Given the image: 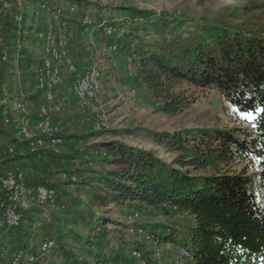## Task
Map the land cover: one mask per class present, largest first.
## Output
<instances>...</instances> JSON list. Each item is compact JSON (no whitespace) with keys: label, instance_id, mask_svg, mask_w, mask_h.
<instances>
[{"label":"trees","instance_id":"16d2710c","mask_svg":"<svg viewBox=\"0 0 264 264\" xmlns=\"http://www.w3.org/2000/svg\"><path fill=\"white\" fill-rule=\"evenodd\" d=\"M50 1L45 2L49 5ZM65 1L89 10L94 25L105 22L120 28L133 22L149 26L152 17L150 12L134 8ZM148 38H141L144 43L130 49L138 82L160 103L163 114L174 116L196 104L198 97L183 89L187 86L220 94L233 109L251 115L248 127L146 131L147 138L174 156L171 161L153 150L120 141L95 145L91 151L99 155L102 170L87 183L83 194L63 192L61 210L66 219L62 223L38 218L45 226L43 241H53L52 251L68 258L67 264H90L75 255V244L90 242L78 226L95 233L118 223L108 216L113 207L146 214L176 209L191 218L188 240L180 241L169 228L151 234L161 244L186 248L188 264H264V31L206 25L198 33L176 34L170 40ZM23 60L27 64L22 68L28 70L37 64L31 55ZM5 78L1 67L0 86ZM4 105H0L1 118ZM15 157H20L17 150ZM238 166L243 169H236ZM25 185L59 191L36 179H26ZM25 222L32 226L37 219L24 216L19 228L10 229L7 244L13 246L12 252L36 254L32 244L37 235L24 227ZM130 248L147 264H156L145 259L139 244Z\"/></svg>","mask_w":264,"mask_h":264},{"label":"rangeland","instance_id":"374dc122","mask_svg":"<svg viewBox=\"0 0 264 264\" xmlns=\"http://www.w3.org/2000/svg\"><path fill=\"white\" fill-rule=\"evenodd\" d=\"M7 1L14 6L9 12L0 14V68L6 73L5 82L0 86V105L5 104L0 117V151L16 145L17 153L31 154L29 149L27 151L21 146H27L25 143L31 145V141L24 140L18 134L23 123L37 120L38 106L43 102L34 92V73L39 68L37 66L43 51L37 37L39 33L50 28L55 33L63 30L72 64L79 73L89 65L95 66L100 89L98 101L81 105L74 90L75 77L68 74L65 67L61 68L63 82L60 96L64 108L54 121L55 135L61 142L44 139L43 143H38L39 152L34 156H25L24 170L16 166L26 176L23 197L16 203L21 215L20 226L24 216L26 220L28 215L36 217L37 222L32 226L24 223L25 228L37 235V242L32 244L36 254L12 252L13 246L7 244L12 228L7 224L1 226V214L4 212L0 208V264H11L14 253H22L25 259V255H33L36 259L28 264H67L68 258L62 254L54 251L42 254L41 247L51 240L43 241L41 235L45 226L39 223L38 218L45 216L54 224L66 219L61 210L64 205L61 204L64 202L63 192L83 194L87 183L92 182L102 170L99 155L91 151L95 145L120 141L153 150L162 159L171 161L174 156L147 138L146 131L176 133L185 129L248 127L249 116L233 109L220 94L187 86L183 89L198 97L196 104L174 116L163 114L159 110L160 103L152 99L145 86L137 80L138 69L130 47L133 49L134 44H143L141 38L145 36L149 37L147 41L153 42L170 40L176 34L198 33L206 25H230L245 31H264V0H90L102 5L151 13L149 26L125 22L120 27L124 35L120 40L108 38L98 27L99 24L94 25L95 17L89 10L65 0H51L49 5L46 0ZM111 45L117 47L113 53L109 52ZM29 55L37 62L32 70L22 68L27 64V60L23 59ZM5 117L7 122L4 121ZM97 123H105L106 126L102 132L94 133ZM14 153L16 155L15 147ZM236 169H243V166ZM26 179L45 181L58 187L55 202L44 208L35 205L25 207L26 200L35 192V189L26 188ZM108 216L118 223L107 225L104 230L95 233L88 228L77 227L90 239L83 245L75 244L78 259L90 264H142V256H134L135 251L130 248L139 244L143 247L145 259L160 260L162 264L190 262L189 256H180V245L161 244L151 234L155 230L166 231L169 228L180 241H187L191 226L187 213L169 209L167 212L146 214L127 207H113ZM131 229L136 232L131 233ZM19 264H27V260Z\"/></svg>","mask_w":264,"mask_h":264},{"label":"bare ground","instance_id":"6f19581e","mask_svg":"<svg viewBox=\"0 0 264 264\" xmlns=\"http://www.w3.org/2000/svg\"><path fill=\"white\" fill-rule=\"evenodd\" d=\"M22 0H18L21 2ZM98 27L108 37L116 40H120L124 35L119 26L105 25L100 23ZM53 28L48 31H44L37 35L40 46L42 48L41 58H39L38 70L34 73V88L35 91L42 95V103L39 108L37 120L26 121L21 125L19 129V136L26 141H31L30 133L33 135L45 136L44 139H51L54 142H61L60 138H56V130L54 126H48L50 120H53V112L55 110L56 115L63 112L64 102L61 99V88L63 82L62 67L67 69V73L75 77L74 90L77 95L78 101L81 105H91L93 102L98 101V92L100 89V81L98 77V69L95 66H87L81 73H79L76 67L72 64L67 49L66 37L63 34V30L59 33H55ZM117 50L115 45L109 47V52L113 53ZM131 58V57H130ZM135 58V57H134ZM132 60V59H131ZM36 67V68H37ZM36 70V69H35ZM70 71V72H69ZM89 80V84L85 83ZM42 86V87H41ZM1 95V94H0ZM102 122V121H101ZM105 123H97L94 127L96 132L104 130ZM24 182L25 176L21 168L15 167V174H13L12 181V201L13 208L17 211V202L22 199L24 194ZM43 192L57 196V191L54 188L39 186L35 188V192L28 197L24 206L29 208L33 205L39 207H48L52 205L57 197H53L52 200L40 199L43 197ZM62 206V205H61ZM60 207V206H59ZM4 214H6V207H0ZM18 215H20L18 213ZM21 223V215L15 216L14 224H7L12 229H17ZM137 230V229H136ZM131 233H135L134 229L130 230ZM139 232V231H138ZM54 248V244L51 241H47L41 247L42 254H49ZM180 256H189L186 248H179ZM134 256L141 258L140 253H134ZM22 253H14L12 255L11 264L24 263L27 260V264L32 263L36 259L33 255H25ZM182 260V259H181ZM46 264V263H45ZM142 264H147L145 261ZM156 264H162L159 260ZM177 264H181L177 262Z\"/></svg>","mask_w":264,"mask_h":264},{"label":"built area","instance_id":"2783aa9c","mask_svg":"<svg viewBox=\"0 0 264 264\" xmlns=\"http://www.w3.org/2000/svg\"><path fill=\"white\" fill-rule=\"evenodd\" d=\"M16 1L18 2V0ZM13 6H14L13 3L7 0H0V14H5L9 12ZM85 83L89 84V80H86ZM50 111L53 112V120L49 121L48 126H54V121L57 118L56 113L55 110H50ZM4 121L7 122L6 117L4 118ZM30 138H31V145L29 146V150L31 154H35L36 152H39L38 143H43L45 136L33 135L30 133ZM54 143H59V142L56 141ZM12 157H15L14 147H10L5 151H0V161H4L5 159ZM13 174H15V166L5 170L0 169V191H1L0 207H6V214H1L2 215L1 226L3 227L5 226V224H14L15 216H20L18 215V212H16V208H13V201H12ZM53 197H57V196L43 192V197L38 198V200L47 199L48 201H50L52 200ZM144 262L145 260L142 259L141 263Z\"/></svg>","mask_w":264,"mask_h":264},{"label":"crops","instance_id":"0c3cea01","mask_svg":"<svg viewBox=\"0 0 264 264\" xmlns=\"http://www.w3.org/2000/svg\"><path fill=\"white\" fill-rule=\"evenodd\" d=\"M34 92L36 93V91H35V88H34ZM38 96H39V99H40V101H42V98H41V96L38 94V93H36ZM40 105H41V103H39V106H38V109H39V107H40ZM6 125V124H5ZM27 146H25V145H21V146H24L25 147V149H27V151H28V149H29V143H25ZM10 147H15V150H17L16 149V145H12V146H9L8 148H10ZM7 148V149H8ZM7 149H5V148H3V150L5 151V150H7ZM25 149H24V151H25ZM49 149H52V148H50L49 147ZM30 151V150H29ZM19 156L20 157H12V158H8V159H5L4 161H0V169L1 170H5V169H8V168H11V167H16V166H19V167H23L22 169L24 170V164H25V162H26V160H25V158L28 156V154H19ZM26 156V157H25ZM25 172V171H24ZM26 178V177H25ZM26 184V183H25ZM25 186H27V185H25ZM27 189H30V190H34L35 188H31V187H29V186H27L26 187ZM0 193H1V191H0ZM1 196V195H0Z\"/></svg>","mask_w":264,"mask_h":264},{"label":"snow or ice","instance_id":"6c2138e0","mask_svg":"<svg viewBox=\"0 0 264 264\" xmlns=\"http://www.w3.org/2000/svg\"><path fill=\"white\" fill-rule=\"evenodd\" d=\"M249 119H252L251 115H249Z\"/></svg>","mask_w":264,"mask_h":264}]
</instances>
